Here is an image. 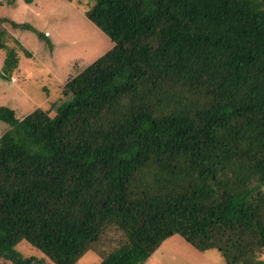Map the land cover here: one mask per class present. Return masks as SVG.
Instances as JSON below:
<instances>
[{
  "label": "trees",
  "instance_id": "trees-1",
  "mask_svg": "<svg viewBox=\"0 0 264 264\" xmlns=\"http://www.w3.org/2000/svg\"><path fill=\"white\" fill-rule=\"evenodd\" d=\"M84 11L113 45L63 84L70 98L51 116L0 104V264H39L20 241L54 264H144L176 234L221 264H263L264 0ZM18 61L6 48L0 78Z\"/></svg>",
  "mask_w": 264,
  "mask_h": 264
},
{
  "label": "rangeland",
  "instance_id": "rangeland-1",
  "mask_svg": "<svg viewBox=\"0 0 264 264\" xmlns=\"http://www.w3.org/2000/svg\"><path fill=\"white\" fill-rule=\"evenodd\" d=\"M0 1V39L19 56L18 67L11 78H0V104L11 107L19 118L35 108L49 109L51 116L54 103L70 98V95H62L63 84L110 50L113 44L84 14L92 0ZM6 19L30 24L35 31L13 27ZM37 32L44 33L48 41ZM6 48H0V68ZM7 128L8 124L0 120V135ZM204 217L201 215L198 220ZM16 249L24 256H34L39 264H54L25 241H20ZM257 255L264 264V247ZM98 261L94 252L87 251L76 264ZM222 261L216 249L198 251L176 234L163 241L144 264H221Z\"/></svg>",
  "mask_w": 264,
  "mask_h": 264
}]
</instances>
